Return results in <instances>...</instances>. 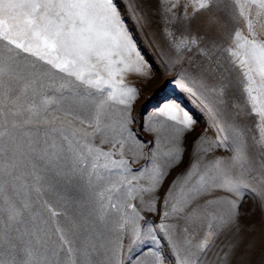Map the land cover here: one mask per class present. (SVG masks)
Segmentation results:
<instances>
[{
	"label": "snow or ice",
	"instance_id": "1",
	"mask_svg": "<svg viewBox=\"0 0 264 264\" xmlns=\"http://www.w3.org/2000/svg\"><path fill=\"white\" fill-rule=\"evenodd\" d=\"M188 3L195 6L192 16L187 12ZM188 3L161 0L164 11L171 14L170 20L186 25L191 24L197 13L224 10L223 0H188ZM232 4L231 19L236 23L243 19L248 34L244 35L243 29L234 30L231 43L226 46L216 40L205 44L200 34L190 31L168 34L178 59L193 49L203 58L193 66V73L202 84L209 78L216 81L209 91L216 97L215 111L210 110V114L217 138L210 141L201 135L196 139L192 159L184 172L173 179L163 201L168 207L174 198L173 190L178 188L180 198L171 203V213L193 224L207 222V231L195 243L187 227L181 230L186 234L184 245L205 254L221 229H239L240 207L246 194L256 196L264 207V38L256 34L253 20L254 17L264 23V0H232ZM218 24L217 14L206 17L207 27ZM222 56L227 57V63ZM188 62L192 63L190 57ZM234 70L243 77L242 91L250 113L258 117L255 135H250L251 129L238 113L229 112V87L224 80ZM131 71L142 74L143 63L125 26L119 0H0V264H66L65 257L69 264H120L123 235L116 237L106 260L96 259L106 248L100 223L107 208H116L115 204L105 205L101 201L94 213L82 211L74 220L65 216L66 222H57L51 234L40 208H46L52 217L63 215L54 211L44 196L59 193L66 203L74 202L90 158L93 172L88 174L89 184L100 167L96 161L101 158L105 161L104 168L111 166L122 173L131 172L124 159V146L136 142L129 124L137 89L126 85L123 79L124 73ZM53 72L71 78L61 85L69 96L44 94L45 81L52 78ZM73 81L84 91L77 92ZM189 83H194L192 74L178 81L182 89L196 95ZM42 94L43 106L38 108L35 97ZM70 97L72 102L62 107ZM116 104L123 108L111 110ZM53 106L63 112L65 119L45 115L42 120L45 134L37 136L39 113H47ZM159 115L173 122L172 147L164 153L163 166L156 163L154 153L149 158L151 169L146 166L139 170L140 176L131 179L120 176L119 183L129 188V200L135 199L134 191L159 192L168 169L178 167L184 160L187 151L183 147L184 136L194 130L193 116L171 103L165 104ZM75 121L85 127H77ZM49 134L60 137L62 142L57 144ZM97 135L104 137L102 143L119 148L103 151L91 146L89 138ZM81 141L87 155L80 148ZM158 142L159 137L152 143ZM205 144L207 147H203ZM217 148H224L230 155H212L206 160ZM250 148L255 149V156L249 154ZM117 155L120 159L114 158ZM237 167L239 173L234 171ZM146 172L149 187L133 189L132 182L144 178ZM115 189L114 182L109 190ZM221 203L228 206L226 216L220 213ZM118 211L123 219L121 233L125 224L130 223L132 243H139L141 229L137 220L141 217L136 206L125 202ZM169 215L164 212V217ZM158 230L168 235L171 248L179 249L181 242L172 238L171 225L161 223ZM148 232L154 244L164 239L155 234L157 229L149 228ZM221 254L227 262L233 252L221 250ZM153 255L157 264H164L162 248L158 247ZM178 264H199V259L181 256Z\"/></svg>",
	"mask_w": 264,
	"mask_h": 264
},
{
	"label": "rangeland",
	"instance_id": "2",
	"mask_svg": "<svg viewBox=\"0 0 264 264\" xmlns=\"http://www.w3.org/2000/svg\"><path fill=\"white\" fill-rule=\"evenodd\" d=\"M223 2L224 10L222 12L213 10V12L197 13L191 24L186 25L170 20L171 14L164 11L161 0H119L125 26L143 63L142 74L131 71L124 73L123 76L126 85L137 89L136 99L131 106L129 128L133 130L136 142L142 147H138L136 142L125 144L124 159L128 161V167L131 169V172L128 173H122L111 166L104 168L105 161L103 158L96 161L100 167L95 170L89 184L88 174L93 172L91 168L92 158H90L88 171L83 173L85 179L78 183L74 202L66 203L59 193L45 194L44 199L49 202L52 209L63 214L59 217H52L46 208H40L44 219L47 220L46 228L50 234L54 233L57 222L61 224L66 222L65 216L67 219L74 220L78 218L79 213L82 211L94 213V210L99 207L102 201L105 205L115 204L116 208L109 206L100 223V228L106 239V248L101 254L97 255L96 259L98 261L106 260L110 250L115 246L116 237L123 235V249L119 257L120 264H157L153 253L158 247L163 249L164 264H178L181 256H188L193 260L199 259V264H264V207L261 206L256 196L250 193L245 195L244 202L240 207L239 229L235 227L221 229L213 246L206 254L195 248L185 246L183 241L186 234L181 230L187 227L188 234L191 235V239L195 243L207 231V222L197 221L193 224L171 213V203H175L180 198L178 188L173 190L174 198L170 199L169 206L165 207L163 203L165 193L168 191L173 179L184 172L192 159L193 144L196 139L201 135L210 141L217 138L216 131L212 128L213 118L210 114V110L215 111L216 97L209 91L210 86L216 81L209 78L206 83L202 84L201 79L194 75L193 66L201 63L203 58L196 55L195 49H193L185 57L178 59L173 51L170 43L171 37L168 34L190 31L193 34H200L205 44L210 40H216L219 41L221 46L231 43V34L238 28L243 29V34L247 35L248 29L245 26V21L240 19L236 23L231 19L229 10L233 8L232 0H223ZM182 3H188V0H182ZM194 8L193 4L188 3L187 12L189 16L193 15ZM214 13L218 15L219 24L217 27L209 28L206 25V17ZM253 20L256 34L258 37L264 38V23L256 21L254 17ZM189 57L192 63L188 62ZM221 59L227 63L226 56H222ZM228 67L231 68V65H228ZM189 74L194 77V83H189V86L193 87L196 95L182 89L178 84L179 80ZM69 79L71 78L62 73L53 72L52 78L45 81L44 94L49 97L55 95L57 98L61 94L66 97L69 96L67 89L61 88V85L66 84ZM242 79L240 72L234 70L224 80L229 87L227 95L229 112L238 113L240 120L251 129L250 135H255V124L258 117L250 113L249 102L246 94L242 91ZM73 87L77 92L84 91L74 81ZM43 99V94L35 97V104L38 108L43 106ZM72 100L73 98L70 97L69 100L64 101L62 107H67V104ZM168 103L178 105L193 116L195 120L194 130L184 136L183 147L187 149L184 160L178 167L168 169L169 174L159 192L134 191L135 199L129 200V188L119 183L120 176L125 175L128 179H131L133 176H140L139 170L145 169L146 166L151 169L152 165L149 158L154 153L157 157L156 163L163 166L166 162L164 153L172 147L170 136L173 122L160 116L159 110ZM73 106L76 107L75 104ZM122 108L123 105L116 104L112 106L111 110L117 111ZM45 115L49 118L55 115L65 119L63 112L56 111L54 106L47 113L40 112L37 117L39 127L35 130L37 136H44L45 134L46 126L42 123ZM74 123L77 127H85L80 125L78 121ZM153 129L156 131H153ZM87 130L91 131V129ZM158 137L159 142L153 145L152 142L157 140ZM49 138L55 139L57 144L62 142L60 137H53L51 134H49ZM69 139H72V137H69ZM103 139V136L97 135L95 138H89V144L95 148H101L103 151H116L119 148V145H117V149H113L111 143H102ZM203 147H207V144ZM80 148L87 155V150L83 149V141L80 142ZM249 154L255 156V149L250 148ZM212 155L222 157L229 156L230 153L224 148H217L213 154L205 157V159H211ZM114 158L120 159V156L117 155ZM234 171L239 173L241 170L237 167ZM114 182L117 183V189L109 190ZM149 183L146 172L144 178L132 182V188L138 189L139 186L148 188ZM252 186L256 187L254 182ZM219 195L224 194L220 193ZM125 202L134 204L141 217L137 220L141 229V240L135 245L132 243V225L130 223L125 224L123 233L120 231L123 219L118 209ZM218 207L220 213L226 216L228 212L227 204L221 203ZM127 211L130 212V209H127ZM165 211L170 213L167 218L164 217ZM161 223L172 226V238L181 242L179 249L169 246L168 235L164 231L158 230ZM149 228L157 229L155 234L158 238L164 237L159 244L152 242L148 232ZM129 248H132L131 252H129ZM149 249H152V251H149ZM221 250H231L233 252L227 262L222 258ZM177 251L179 255L176 254ZM65 261L66 264H69L68 257H65Z\"/></svg>",
	"mask_w": 264,
	"mask_h": 264
},
{
	"label": "bare ground",
	"instance_id": "3",
	"mask_svg": "<svg viewBox=\"0 0 264 264\" xmlns=\"http://www.w3.org/2000/svg\"><path fill=\"white\" fill-rule=\"evenodd\" d=\"M207 30H208V29H207ZM207 30H206V31H207Z\"/></svg>",
	"mask_w": 264,
	"mask_h": 264
}]
</instances>
